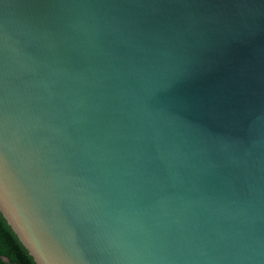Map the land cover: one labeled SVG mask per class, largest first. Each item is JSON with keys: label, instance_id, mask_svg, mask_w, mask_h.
Wrapping results in <instances>:
<instances>
[{"label": "water", "instance_id": "1", "mask_svg": "<svg viewBox=\"0 0 264 264\" xmlns=\"http://www.w3.org/2000/svg\"><path fill=\"white\" fill-rule=\"evenodd\" d=\"M0 212L36 264H264V0H0Z\"/></svg>", "mask_w": 264, "mask_h": 264}, {"label": "trees", "instance_id": "2", "mask_svg": "<svg viewBox=\"0 0 264 264\" xmlns=\"http://www.w3.org/2000/svg\"><path fill=\"white\" fill-rule=\"evenodd\" d=\"M0 264H36L1 212Z\"/></svg>", "mask_w": 264, "mask_h": 264}]
</instances>
